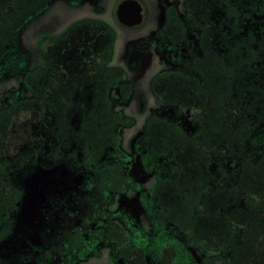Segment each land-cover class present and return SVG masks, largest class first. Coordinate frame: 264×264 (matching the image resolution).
Segmentation results:
<instances>
[{"label": "rangeland", "instance_id": "374dc122", "mask_svg": "<svg viewBox=\"0 0 264 264\" xmlns=\"http://www.w3.org/2000/svg\"><path fill=\"white\" fill-rule=\"evenodd\" d=\"M120 1L0 0V179L23 194L0 264H264V128L252 163L222 159L225 120L204 98L221 88L199 63L214 0H138L132 28ZM241 4L264 14V0ZM180 105H207V126ZM71 144L96 161L110 148L140 189L102 198L96 175L108 172L78 166Z\"/></svg>", "mask_w": 264, "mask_h": 264}, {"label": "trees", "instance_id": "16d2710c", "mask_svg": "<svg viewBox=\"0 0 264 264\" xmlns=\"http://www.w3.org/2000/svg\"><path fill=\"white\" fill-rule=\"evenodd\" d=\"M206 13L207 27L200 30L203 50L199 63L205 65L204 69L207 67L210 75L218 78L221 88L217 92L204 90V98L225 120L224 127L217 132L219 143L215 148L222 159L252 163L254 139L264 128V14L259 16L246 10L241 0H214V5ZM178 110L201 126L209 123L205 122L207 105H180ZM38 114L36 112L34 116L38 117ZM235 127L245 128L243 138L233 133ZM258 163L259 160L254 164ZM0 192V205L4 203V209L1 207L0 210L1 241L10 229L7 214L15 206L18 191L3 176ZM243 197L250 199L256 195L243 192ZM258 197L264 199V192L257 193Z\"/></svg>", "mask_w": 264, "mask_h": 264}, {"label": "flooded vegetation", "instance_id": "af4514ba", "mask_svg": "<svg viewBox=\"0 0 264 264\" xmlns=\"http://www.w3.org/2000/svg\"><path fill=\"white\" fill-rule=\"evenodd\" d=\"M8 1L9 0H6V5H7V3H8ZM47 2V1H46ZM43 3H45V0H43ZM6 5H4V6H6ZM212 5H214V2H209V8H210V6H212ZM8 7V6H7ZM143 7V6H142ZM39 8V7H38ZM38 8L36 9V10H38ZM9 9H11V8H9ZM142 13H143V8H142ZM11 15L10 16H8V18L7 17H5V16H3V18H2V22H4V23H2L1 22V24L2 25H6L7 23H9L11 20ZM7 19H8V21H7ZM10 20V21H9ZM143 20H144V13H143ZM143 20H142V22H143ZM141 22V23H142ZM140 23V24H141ZM139 24V25H140ZM122 25V24H121ZM139 25H136V26H133V27H137V26H139ZM125 27V26H124ZM128 28H132V27H128ZM119 80V79H118ZM120 81V80H119ZM115 82H116V80H115ZM117 136V135H116ZM69 145H67L65 148L67 149V147H68ZM69 147H71L70 148V152H71V155L72 154H77L74 158L75 159H77L76 161H77V165L78 166H81V167H83L85 170H88V171H92V173L93 174H98V172L101 170V168H102V164H103V168L104 169H106V171L108 172V178H103L102 177V175L101 176H99V174L98 175H96L98 178H97V186L96 187H94L95 188V190L97 191V189L99 188V194L102 196V198H107V196L110 194V193H113V192H124L127 188H132V189H134V190H139L140 189V185L138 184V183H136V182H133L132 181V179L130 178V177H128L127 175H122V169H123V166H122V159H121V161H117V159H115V158H117V157H115L114 158V155L115 154H110V152H111V150H110V148H108L107 149V151L106 152H109V155L108 156H104L105 157V159H104V157L102 158L101 157V155L98 157V159H97V161H96V157H94L93 155H91V153H90V150L89 149H87V150H85V152H86V154H85V152L83 151V152H81L80 151V149H79V146H77V144H71V146H69ZM68 150V149H67ZM73 152V153H72ZM117 154V153H116ZM73 156V155H72ZM115 156H117V155H115ZM88 161V160H90L91 161V163H95L96 165L92 168L91 166H85L84 165V163H83V161ZM100 163V165H98ZM98 165V166H97ZM87 167H91V169L90 168H87ZM114 167H118V172H119V174L121 175V179H122V181L121 182H118L114 177H113V175L111 174L110 175V173L112 172V169L114 168ZM12 188H14L15 190H17L18 191V193H17V196H16V198H15V201H14V203H15V206L12 208V209H10L9 210V212H8V218L10 219V221L12 220V217H13V215L17 212V210H18V207H19V204H20V202H21V199H22V196H23V194H22V191L20 190V189H17L16 187H13V186H11ZM94 192V189H89L87 192H86V195H87V197H86V199L87 198H90V197H88V196H91V194ZM84 197H85V195H84ZM5 202V201H4ZM109 205V204H108ZM105 213V212H104ZM107 215H108V213H107ZM116 215L118 216V217H120L121 219H122V222H124V224H127V225H129L130 226V228H131V230L130 229H128L129 230V232H130V234H131V231H132V229H133V221H132V218L130 217V215H128L126 212H119V213H116ZM83 226V224L81 223L80 225H79V227H82ZM79 229V228H78ZM97 230V228H95V231ZM11 231H12V229H9V231H8V233H7V235H9V234H11ZM161 233V232H160ZM165 234H167V232L165 233ZM168 234H170V232L168 233ZM6 235V236H7ZM5 236V237H6ZM167 236V235H166ZM167 237H169V239L168 240H170V239H172V237H171V235H168ZM53 239V241H54V247L56 248L57 246H56V244L57 243H61L60 241V238H59V236L58 235H56L55 233H54V235H53V237H52ZM99 237L97 236V234L95 233V239H98ZM167 240V239H166ZM49 241V240H48ZM103 240L101 239V237H100V242H102ZM168 242V241H167ZM62 243H64V242H62ZM133 243H134V241H133ZM65 245V244H64ZM134 246H136L137 247V242H135L134 244H133ZM85 248H86V246H85ZM96 248H97V242H95L94 243V245H93V247H92V249L91 250H93V252L94 251H96ZM138 248V247H137ZM139 249V248H138ZM53 250H55V249H53ZM89 250V249H88ZM51 252V247L49 246V248H47V250L44 252V253H47V252ZM29 253H26L25 255H28ZM176 257H178V255H176ZM20 258H23V256H19V259ZM18 259V260H19ZM41 259H43L42 257H40V258H38V259H34V260H36L37 262H38V264H39V260H41ZM9 263V262H8Z\"/></svg>", "mask_w": 264, "mask_h": 264}, {"label": "water", "instance_id": "95a60500", "mask_svg": "<svg viewBox=\"0 0 264 264\" xmlns=\"http://www.w3.org/2000/svg\"><path fill=\"white\" fill-rule=\"evenodd\" d=\"M142 5L138 0H122L115 10L117 21L125 27L139 25L143 20Z\"/></svg>", "mask_w": 264, "mask_h": 264}]
</instances>
